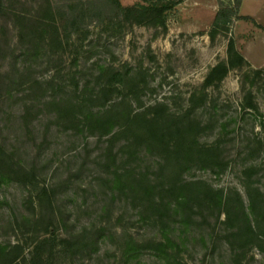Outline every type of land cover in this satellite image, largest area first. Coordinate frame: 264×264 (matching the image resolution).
I'll return each instance as SVG.
<instances>
[{
  "label": "rangeland",
  "instance_id": "1",
  "mask_svg": "<svg viewBox=\"0 0 264 264\" xmlns=\"http://www.w3.org/2000/svg\"><path fill=\"white\" fill-rule=\"evenodd\" d=\"M50 1L52 10L47 5L41 7L42 0L10 2L9 11L2 18L9 27L0 28V68H14L11 50L21 52L16 58L26 64V79L38 78L51 93H60L62 89L75 92L77 80H92L99 67L105 65L122 71L132 69L131 79L135 82L150 81L143 97L145 103L167 95L180 108L210 68L227 60L228 39L239 41L235 19L227 29H219L211 37L214 14L227 0H183L169 12L165 32L159 27L131 23L121 17L109 19L110 15H105L101 23L70 33L60 47L58 40L62 35L64 38L67 29L65 12L73 0ZM122 2L131 5L137 0ZM16 14L28 20L19 19ZM31 22L38 25L33 26L35 34L21 38L20 27ZM254 70L248 66L232 69L218 88H209L208 92L216 102L214 114L218 118L235 119L244 113L238 125L250 135L253 128L264 138V73L256 76ZM243 87L254 94L260 113L242 112ZM18 97L7 99L0 106V140L35 177L32 182L15 180L0 184V244H19L24 254L29 253L36 242L50 236L46 225L53 219L54 211L59 219L57 237L105 223L145 245L168 232L175 239L181 234L178 241L184 243L174 250L169 261L147 247L125 260L121 242L115 237L105 238L99 251L85 260L88 264H264V252L249 238L235 241L229 236L242 223L239 219L243 210L249 211L248 196L255 200L264 198V152L258 155L255 149L245 148L247 151L239 154L236 149L230 156L229 168L219 174L201 169L186 172L184 178L189 181H202L222 189L229 198L225 208L228 213H222L217 220L216 212L203 208V216L188 227L176 225L174 234L169 224L161 226L138 200H128L118 191L113 193V186L103 180L106 170L98 158L103 144L97 136L57 124L55 110L50 108H33L27 114L33 121L27 124ZM211 134H205L201 140L209 141ZM255 146V142L251 144ZM152 163L153 158H147L140 166L146 168ZM245 163L254 166L244 170ZM43 187L48 189L50 203L41 198ZM40 250L46 254L49 246L42 245Z\"/></svg>",
  "mask_w": 264,
  "mask_h": 264
},
{
  "label": "trees",
  "instance_id": "2",
  "mask_svg": "<svg viewBox=\"0 0 264 264\" xmlns=\"http://www.w3.org/2000/svg\"><path fill=\"white\" fill-rule=\"evenodd\" d=\"M12 1L0 0V28L9 27L2 18L8 13ZM182 1L137 0L131 5H124L122 0H73L65 12L66 33L64 31V38L62 35L60 39L57 34L58 43L62 47L70 33L101 23L105 15H110L109 19L121 17L131 23L159 27L165 32L169 12ZM240 1L219 6L214 14L211 37L219 29H227L238 18ZM42 4L41 7L47 5L52 10L50 0H42ZM16 16L28 20L22 14ZM33 26L37 28L38 25L31 22L21 26L20 37L25 34L33 36L36 30ZM23 54L26 55V52ZM19 55L21 52L17 54L11 50L14 68L9 71L0 68V106L5 100L19 95L17 99L24 108L22 118L27 124L33 121L30 116L27 117L33 108H50L55 110L57 124L97 136L103 144L98 155L99 164L106 170L103 180L113 186V193L118 191L128 200H138L140 206L153 213L161 226L169 224L174 234L176 225L188 227L203 216V208L216 212L214 217L217 220L222 213H228L225 208L229 198L222 189L202 181H189L184 178L186 172L201 169L219 174L229 168L230 156L236 149L239 154L245 153V148L255 149L258 155L264 152L261 133H255L252 128L253 134L250 135L238 125L240 119H244V113L235 119L218 118L214 114L216 102L208 92L209 88H218L230 70L250 67L233 38L228 39L227 60L210 68L202 83L189 92L180 108H176L167 95L155 99L153 103H145L143 97L150 81L143 79L135 82L131 79L132 69L122 71L105 65L99 67L92 80H77L75 92H67L56 83L55 86L62 87V91L51 93L38 78L26 79V64L17 61ZM254 72L259 76L264 70L255 69ZM16 73L17 76L11 75ZM50 81L53 82V79ZM243 92L242 112L260 113L252 91L243 87ZM209 132L213 137L202 141L201 137ZM254 142L257 146L251 147ZM16 155L0 140V184L34 180L33 171L13 157ZM147 158H153V163L142 168L140 165ZM246 163L244 170L254 166ZM40 195L43 201L50 203L47 188H40ZM247 202L249 211L244 213L243 210L239 219L242 223L229 236L235 241L247 237L264 252V198L255 200L248 196ZM46 227L50 236L36 242L27 254L19 244H0V264H88L85 260H90L99 251L101 241L114 237L123 245L122 258L125 260L147 247L169 261L174 250L184 245L178 241L181 234L175 239L169 232L150 239L145 245L129 233H118L113 225L109 227L105 223L84 226L71 234L57 237L55 232L59 228V219L54 211L53 219ZM42 245L49 246L46 254L40 250Z\"/></svg>",
  "mask_w": 264,
  "mask_h": 264
},
{
  "label": "crops",
  "instance_id": "3",
  "mask_svg": "<svg viewBox=\"0 0 264 264\" xmlns=\"http://www.w3.org/2000/svg\"><path fill=\"white\" fill-rule=\"evenodd\" d=\"M237 15L235 43L251 68L264 70V0H241Z\"/></svg>",
  "mask_w": 264,
  "mask_h": 264
},
{
  "label": "built area",
  "instance_id": "4",
  "mask_svg": "<svg viewBox=\"0 0 264 264\" xmlns=\"http://www.w3.org/2000/svg\"><path fill=\"white\" fill-rule=\"evenodd\" d=\"M234 2H235V0H227V4H231V5H233L234 4Z\"/></svg>",
  "mask_w": 264,
  "mask_h": 264
}]
</instances>
